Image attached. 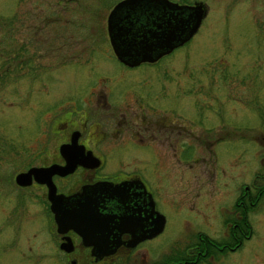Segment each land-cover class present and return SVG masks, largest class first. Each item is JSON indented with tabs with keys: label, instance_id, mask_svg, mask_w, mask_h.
<instances>
[{
	"label": "rangeland",
	"instance_id": "1",
	"mask_svg": "<svg viewBox=\"0 0 264 264\" xmlns=\"http://www.w3.org/2000/svg\"><path fill=\"white\" fill-rule=\"evenodd\" d=\"M115 1L0 0V20L16 22L18 27V39L9 40L14 46L6 41L3 44L6 50H16L15 61L0 58L5 70L0 73V264L60 263L43 188H17L12 176L29 164L53 159L62 130L67 128L58 122L64 121V113L70 108L97 115L102 119L100 128L109 133L111 113L100 111L101 102L90 91L105 83L120 92L126 90L124 97L138 99L133 88L141 94L150 93L161 84L152 79L140 86L151 79L147 73L153 67L155 74L161 69L172 71L179 79L181 95L191 89L190 76L210 71L218 77L228 75L215 81L228 91L224 104L226 134L221 140H211L210 162H197L192 171H184L180 165L164 177L180 185L178 188L164 181L159 198L156 194L165 220L158 236L164 240L162 247L143 255L121 256L117 261L164 264L171 261L175 249L181 250L192 239V234L225 238L230 228L227 222L243 211L234 205L241 188L246 186L254 195L264 182L256 175L264 166V0H203L207 12L185 45L154 66L134 67L116 62L106 42L104 22ZM46 21L49 38L44 37ZM3 26L0 32L12 31L11 25ZM239 79L243 81L239 83ZM120 92L113 91L112 99L122 106L123 100L117 99ZM184 99L189 100L179 99L180 109L190 114V109L182 106H188ZM130 100L124 98L125 102ZM165 101L173 102L171 98ZM114 108L111 105L108 110ZM74 116L77 114L71 111ZM211 124L213 135L221 131L215 119ZM110 139L106 137L101 146L110 149L114 143ZM196 150L200 151L197 143ZM111 159L104 154L103 172L112 174L105 165ZM121 160L126 169L140 164L139 157L124 155ZM177 170H182L180 177ZM245 214L251 232L240 246L223 254L215 252L197 264H264V193Z\"/></svg>",
	"mask_w": 264,
	"mask_h": 264
},
{
	"label": "flooded vegetation",
	"instance_id": "2",
	"mask_svg": "<svg viewBox=\"0 0 264 264\" xmlns=\"http://www.w3.org/2000/svg\"><path fill=\"white\" fill-rule=\"evenodd\" d=\"M117 1L119 0H116L113 5ZM170 1L187 6L186 8L190 13L193 12L191 7L202 4L204 15L196 31L184 42L174 46L169 52L160 55L152 61H141L134 65H127L118 60L112 51L105 20L106 42L116 62L126 67H134L141 64L154 66L160 59L170 56L174 49L185 45L192 38L199 29L207 12V2L205 3L203 0ZM123 10L124 12L126 11V14L131 13L138 20L134 21L135 26L143 28H155L158 23L153 21L155 17H172V14L179 11L174 7H163L159 4L136 6L132 9L135 10V13H132V10L128 8ZM4 24L11 25L12 31L5 32L2 30L0 32V48H3V50L0 49V58L1 60L12 59L15 61L16 50L13 48L6 50L3 44L6 41V43L14 46L13 42L10 43L9 40L18 39L16 37L18 33L17 23L0 20L1 29L5 28ZM120 25L125 26L124 24ZM6 28L8 27L6 26ZM44 28V37L49 38L50 26L48 21L44 23ZM0 65V73L3 74L5 70L3 65ZM14 67L16 65L13 63ZM155 68H150V70L154 71ZM158 69L160 67H157ZM152 71L147 73L151 79L146 80L140 86L146 85L152 79L161 84L150 93L142 91L141 94L133 88L132 91L139 96L138 99L135 96L136 102L131 95L130 98L124 97L127 93L126 90L120 92L121 90L114 89L105 83L90 91V94L94 93L96 95V101L101 102L100 111H109L111 113L112 128L109 133L100 128L102 119L97 115H89L86 109L70 108L77 116L71 117V111H69L64 113V121L58 122L62 125L60 127L66 126L67 128L62 130V139L56 146L53 159L47 163L29 164L24 169L16 171L26 170L30 166H47L51 163L63 165L65 158L59 152V145L61 143L69 145L64 150V153L73 158L75 163L73 169L65 174L53 173L50 176L54 184L55 193L70 196L62 204L64 218H68V221L63 224L61 230H57L53 214L49 209L45 183L32 179L28 184L29 186H40L39 188L42 187L45 192L46 210L50 216L53 227L52 232L57 237L56 245L58 251L56 250V255L60 259L59 264H135L132 261L117 260L121 256L126 258L133 253L140 252L142 254L153 249H160L164 240L158 239V236L163 231L165 220L161 230L152 236L142 237L135 242H132L131 237L133 235H141L147 230L149 222L155 216L153 212L162 214L157 202L162 188L161 185L164 181L167 184L177 185L175 181H167L165 178L173 174L171 172L177 166H179L178 169L182 165L184 171L189 169L192 171L197 166V162H210L211 140H221L226 134L223 130L226 108L224 104L228 97V91L224 89L225 86L215 84V81L219 82L220 78L228 77V75L218 77L215 71L213 73L210 71L204 73L203 76H190L188 81L191 89L181 95L179 92V79L172 71L161 69L157 74ZM229 77H232V75ZM242 81L239 79V83ZM220 83H222V80ZM168 85H171V88ZM113 91L121 93V96L117 99L123 100L122 102L125 104L122 106L117 105V102L112 99ZM91 96L88 97L89 100H91ZM106 97H109V100L106 101ZM182 97L189 98L188 101L184 99L188 106L186 103L182 104V106H185V109H190V114L180 109L179 99ZM124 98L131 99V102H125ZM167 98H171L173 102L165 101ZM111 105H114L115 108L108 110ZM212 115L216 123H219L221 130L214 135L212 134L211 126L212 120L214 121ZM106 137L111 138L110 140L114 142L110 144L113 145L110 149L101 146V142ZM71 138L75 139V143L70 142ZM196 143L200 151L196 150ZM115 147H120V149L114 151ZM104 154H108L112 158L111 162L105 164L109 167L112 174L102 171L101 165L104 160ZM124 155L139 157L140 164L132 165L126 169L121 160ZM203 166L206 168L207 165L204 164ZM119 167L120 169L115 171ZM181 171H176L178 177H180ZM13 176L12 182L16 185L15 187L23 188L28 186L16 184ZM179 185H177L178 188ZM260 189L264 190V182L256 187V201L263 196V194L260 196ZM251 196L254 195H251L247 187H242L240 194L234 201V205L240 206V209L244 208L246 202H250ZM79 203L83 204V207L87 210L94 211V213H87L90 218L94 219L93 222L88 221L80 225L77 223V214L81 215V213H77L78 209H80ZM242 212L245 214L244 209ZM242 212H238L235 215L236 218L241 216L240 213ZM95 218H102V221ZM236 218L232 222H227V226L230 225L234 228L236 226V221H234ZM80 226H84L83 229H79ZM79 231H85L90 235L89 242L82 238ZM230 233L231 231L228 230L227 235ZM192 235V239L181 250L175 249L172 252L171 257H169L171 261L163 263L197 264L204 262L207 257L211 258V237L202 232ZM91 241L95 242V244L93 245ZM62 243L66 244L61 247ZM100 243L101 245H99ZM240 244L237 247L226 246L224 251L220 253L234 251ZM106 246L112 247L110 253L100 256L94 254V251L110 249ZM220 248V245H216L217 250H220ZM161 262L162 260H159V263Z\"/></svg>",
	"mask_w": 264,
	"mask_h": 264
},
{
	"label": "water",
	"instance_id": "3",
	"mask_svg": "<svg viewBox=\"0 0 264 264\" xmlns=\"http://www.w3.org/2000/svg\"><path fill=\"white\" fill-rule=\"evenodd\" d=\"M159 4L163 7L175 8L179 10L172 17L157 16L153 19L158 22L156 27H138L134 25V21H138L131 13L126 14L124 8L130 10L136 6ZM187 7V6H186ZM185 7L170 0H119L108 11L106 15V31L109 39L110 46L113 53L118 60L127 65H134L141 61H152L160 55L169 52L174 46H177L188 39L197 28L201 18L204 15L202 4L191 7L192 13ZM185 8L184 10H182ZM135 13V10H132ZM183 13V14H182ZM165 23V24H164ZM120 24H124L122 26ZM70 142L75 143V139L71 138ZM69 145L61 143L59 145V152L64 156L65 163L63 165L51 163L47 166H30L26 170L18 171L14 174L13 180L19 185H28L32 179L45 183L47 187L46 197L49 201V209L53 214V219L56 223L57 230H61L64 223L68 221L63 215L62 204L70 196H63L62 194L55 193L54 184L50 176L53 173L65 174L70 172L75 163L73 158L64 153V150ZM84 191V190H82ZM82 194V193H80ZM77 213V223L80 225L88 221L93 222V218L87 213H94L92 210L84 208L83 204L79 203ZM155 213V216L149 222V227L143 234L132 236V242H135L142 237H150L159 232L163 226L164 217L162 214ZM102 221V218H95ZM80 226L79 229H83ZM82 238L89 242L90 235L85 231H79ZM92 242V241H91ZM93 245L95 242H92ZM66 243H62L63 247ZM111 245L109 243H104ZM97 245V244H96ZM101 245V243L99 244ZM114 245V244H113ZM107 250L94 251V254L100 256L108 254L112 247L106 246Z\"/></svg>",
	"mask_w": 264,
	"mask_h": 264
},
{
	"label": "trees",
	"instance_id": "4",
	"mask_svg": "<svg viewBox=\"0 0 264 264\" xmlns=\"http://www.w3.org/2000/svg\"><path fill=\"white\" fill-rule=\"evenodd\" d=\"M256 175H259V177H262V175H264V166H263V170H261V172L257 173ZM264 178V177H263ZM261 190V194L260 196L264 193L263 189ZM256 195L254 194V196H251L250 202H246L245 207L242 208L244 210L252 207L255 203H256ZM241 216L237 217L234 221H236V226L234 228H232L230 226L229 231H231V233L229 235H227V237L223 238V239H213L211 238V253L214 254L215 252H222L224 251L226 246H234L237 247L241 241L243 240V238H245L247 236V234H249L251 232V226L247 220L246 214H244V212L240 213ZM216 245H220L221 248L220 250L216 249Z\"/></svg>",
	"mask_w": 264,
	"mask_h": 264
},
{
	"label": "bare ground",
	"instance_id": "5",
	"mask_svg": "<svg viewBox=\"0 0 264 264\" xmlns=\"http://www.w3.org/2000/svg\"><path fill=\"white\" fill-rule=\"evenodd\" d=\"M197 29V28H196ZM196 29H195V31H196ZM194 33V32H193ZM192 35V34H191Z\"/></svg>",
	"mask_w": 264,
	"mask_h": 264
}]
</instances>
